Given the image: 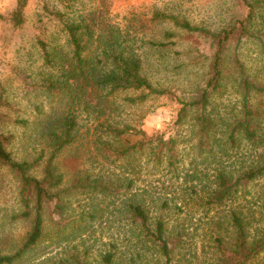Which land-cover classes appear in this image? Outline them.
I'll return each mask as SVG.
<instances>
[{"label": "trees", "instance_id": "trees-1", "mask_svg": "<svg viewBox=\"0 0 264 264\" xmlns=\"http://www.w3.org/2000/svg\"><path fill=\"white\" fill-rule=\"evenodd\" d=\"M57 1L60 9L42 7L68 50L40 36L36 43L48 68L39 86L63 101L43 122L34 156L15 157L8 148L14 135L5 128L27 121L12 118L16 108L0 80V168L16 180L19 209L12 218L24 224L11 249L0 238V264H17L40 241L45 213L60 216L51 217L60 228L72 220L63 213L73 198L88 199L86 214L92 208L96 216L98 196L126 216L129 245L120 251L109 241L95 262L84 246L52 264H193L178 219L187 212L197 213L205 230L207 264H264V75L248 63L264 67V0H238L241 14L219 29L166 9L151 11L148 21L207 43V51L195 48L208 61L206 74L183 98L146 71L149 51L163 57L174 50L175 31L145 41L108 16L73 10L75 0ZM27 3L16 0L0 19L12 30L23 28ZM230 90L234 105L218 106L216 98ZM163 95L179 105L171 128L148 133L142 112L123 115Z\"/></svg>", "mask_w": 264, "mask_h": 264}, {"label": "rangeland", "instance_id": "rangeland-1", "mask_svg": "<svg viewBox=\"0 0 264 264\" xmlns=\"http://www.w3.org/2000/svg\"><path fill=\"white\" fill-rule=\"evenodd\" d=\"M15 2L16 0H0V14L6 15ZM44 2L51 9L61 8L57 0H28L24 10V27L19 30H12L0 19V80L5 86L6 97L16 108L11 113L12 118L27 121L25 125L9 124L5 128L14 135L8 148L15 157L35 155L41 140L40 128L43 122L47 115L52 114L53 107H58L59 102L63 101L58 96H49L39 86L41 73L48 68L42 64L36 36L49 42L50 47L58 45L63 52L68 50L58 23L43 11ZM73 3V10L82 15L88 16L93 12L97 17L101 14L108 16L111 22L122 28L127 27L130 35H136L145 41H160L165 29L175 31L174 50L171 49L163 57L149 51V66L146 71L153 75L154 80L169 86L181 98L194 91L206 74L208 61H202L203 57L199 56L195 48L207 51V43L169 23L148 21L151 11L166 9L211 29L222 28L242 12L238 0H75ZM136 45H140V42ZM89 51L90 49L88 53ZM251 62L264 75L261 62L248 61ZM235 97L237 95L230 90V94L225 93L216 98V101L220 107L225 104L227 108H231ZM178 108L179 105L173 97L163 95L151 98L137 109L127 107L123 115L142 112L143 129L154 133L172 127ZM68 161L71 162L70 159H65L64 162ZM71 165L69 163L68 166L71 168ZM93 201L98 202L100 207L96 216L97 210L92 211V208L89 210L90 214H86L89 209L88 199L73 198L63 213L64 217H71L72 220L60 228L52 221L53 217L56 219L60 216L45 213L42 238L17 264H52L58 258H65L68 251L83 252L84 246L87 247L89 260L95 262L100 258L99 254L107 248L109 241H116L120 251L123 250L129 245L126 216L118 209L113 212V201L108 198L98 196ZM18 209L16 180L7 169L0 168V238L7 249L15 246L24 231V224L12 218ZM178 219L185 222L187 259L193 264H207L210 255L207 252L208 239L205 230L199 227V215L187 212L179 215ZM146 253L151 257V253Z\"/></svg>", "mask_w": 264, "mask_h": 264}]
</instances>
